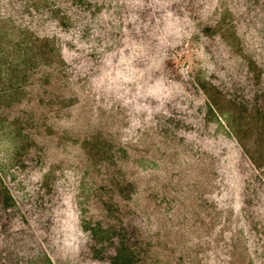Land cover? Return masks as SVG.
Listing matches in <instances>:
<instances>
[{"label": "rangeland", "instance_id": "obj_1", "mask_svg": "<svg viewBox=\"0 0 264 264\" xmlns=\"http://www.w3.org/2000/svg\"><path fill=\"white\" fill-rule=\"evenodd\" d=\"M113 230L264 264V0H0V264H114Z\"/></svg>", "mask_w": 264, "mask_h": 264}, {"label": "trees", "instance_id": "obj_2", "mask_svg": "<svg viewBox=\"0 0 264 264\" xmlns=\"http://www.w3.org/2000/svg\"><path fill=\"white\" fill-rule=\"evenodd\" d=\"M10 197V196H8ZM115 229V228H114ZM114 234L110 238L108 243V248H110V258L114 264H130L132 261V251L130 247V233L117 230H113ZM112 245V246H111ZM114 248V250L112 249Z\"/></svg>", "mask_w": 264, "mask_h": 264}]
</instances>
